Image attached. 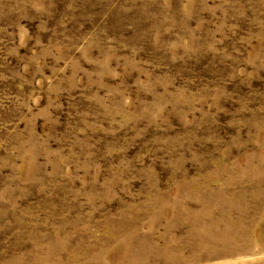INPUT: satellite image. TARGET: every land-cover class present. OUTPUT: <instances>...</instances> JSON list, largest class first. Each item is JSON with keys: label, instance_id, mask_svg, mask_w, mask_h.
I'll return each instance as SVG.
<instances>
[{"label": "rangeland", "instance_id": "obj_1", "mask_svg": "<svg viewBox=\"0 0 264 264\" xmlns=\"http://www.w3.org/2000/svg\"><path fill=\"white\" fill-rule=\"evenodd\" d=\"M0 264H264V0H0Z\"/></svg>", "mask_w": 264, "mask_h": 264}]
</instances>
